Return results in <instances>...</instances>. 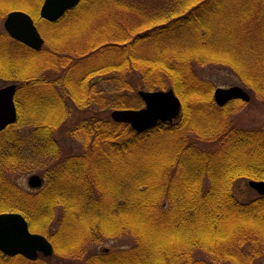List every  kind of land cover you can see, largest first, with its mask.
Segmentation results:
<instances>
[{"label":"trees","instance_id":"16d2710c","mask_svg":"<svg viewBox=\"0 0 264 264\" xmlns=\"http://www.w3.org/2000/svg\"><path fill=\"white\" fill-rule=\"evenodd\" d=\"M43 1L0 0V18L24 10L45 38L36 52L0 32L19 112L0 133V213H21L56 250L0 251V264H264V196L235 195L264 180V123L238 127L228 106L246 104L217 106L202 75L228 71L264 101V0H81L56 22ZM139 89H173L180 117L143 133L114 122L112 110L143 107ZM28 168L43 187L16 185ZM124 236L129 248L89 249Z\"/></svg>","mask_w":264,"mask_h":264},{"label":"water","instance_id":"95a60500","mask_svg":"<svg viewBox=\"0 0 264 264\" xmlns=\"http://www.w3.org/2000/svg\"><path fill=\"white\" fill-rule=\"evenodd\" d=\"M81 0H44L40 15L49 22L59 20ZM4 27L8 34L16 41L40 51L44 45L33 18L24 11L8 13ZM17 86L15 84L0 88V132L17 121L18 113L15 105ZM145 106L138 110H113L111 119L117 123H126L137 133H143L159 123L173 122L180 116L182 103L175 92L143 91L138 92ZM214 99L218 106L223 107L232 100L250 102L249 93L240 86L230 88L218 87L214 92ZM43 178L35 174L29 177L28 186L31 189L42 187ZM249 186L259 195L264 196V181H250ZM0 251L7 256H22L30 261H36L39 255L52 257L55 252L53 244L48 238L39 233L31 232L25 217L20 213H0Z\"/></svg>","mask_w":264,"mask_h":264},{"label":"rangeland","instance_id":"374dc122","mask_svg":"<svg viewBox=\"0 0 264 264\" xmlns=\"http://www.w3.org/2000/svg\"><path fill=\"white\" fill-rule=\"evenodd\" d=\"M6 1L7 0H2ZM24 11L20 9H10L6 12L5 16L3 18H0V32L5 33L4 30V21L6 19V16L9 12L11 11ZM26 12V11H25ZM38 27L41 31V24H38ZM45 30V29H44ZM202 75L214 83L216 85L215 89L218 87H224V88H230L233 86H240L244 88L251 96V101L245 103L246 105H243L240 107L239 105L231 103L228 107L236 114L234 115V120L235 123L238 127H244V128H252V127H257L259 125H262L264 123V101L257 100L255 97L252 96V93L236 78V76L228 71L225 70H220L216 68H207L203 69ZM11 84V82L8 81H3L0 80V88L7 86ZM143 91H150V90H145V89H139ZM168 90V89H167ZM215 92V90H214ZM214 97V95H213ZM215 101V99H214ZM144 106V105H143ZM142 108V107H141ZM140 109V108H139ZM83 115L81 112L78 111H73L72 113V120H75L78 118V116ZM21 132V131H20ZM57 140H59V143L62 147L72 149V147L80 152L79 147H81V141H72L68 135L64 133H60L55 136ZM27 155H25L26 157ZM30 154L27 156L29 157ZM32 156V155H31ZM29 173L24 172V173H16L12 175L13 181L16 183L17 186L22 187L24 189L30 190L28 186V179L32 175H40L36 172H32L30 168ZM252 180H240L235 187V195L237 196V199L242 201V202H248L252 199H254L256 196H258L257 192L251 189L249 186V182ZM253 181H260V180H255ZM206 185V184H205ZM8 213V212H7ZM9 213H17V212H9ZM33 233H40L38 231L31 230ZM44 235V234H43ZM53 244V243H52ZM133 244V240L130 236H124L121 239H107L105 240L102 244L99 245H90L89 249L91 252L97 253V254H102L104 252H109V251H117L118 249H124V248H129ZM54 245V244H53ZM55 248V246H54ZM56 250V249H55ZM53 257V256H52Z\"/></svg>","mask_w":264,"mask_h":264}]
</instances>
